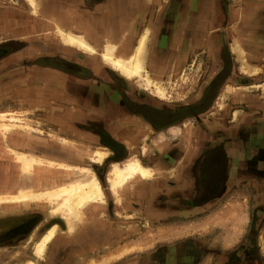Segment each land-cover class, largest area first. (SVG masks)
Listing matches in <instances>:
<instances>
[{"label":"rangeland","instance_id":"374dc122","mask_svg":"<svg viewBox=\"0 0 264 264\" xmlns=\"http://www.w3.org/2000/svg\"><path fill=\"white\" fill-rule=\"evenodd\" d=\"M37 2L40 3V0H36V8L38 7ZM211 2L229 9L227 13L224 11L225 13L220 12L218 14L219 16L221 14L223 18L224 14H227L228 20L225 17L221 19L222 23L219 21L203 25V30L207 33L205 38H202L203 42L201 44L196 43L193 45V43H190L185 45L179 42L170 44L168 54L165 53L163 59L159 60L162 63V65L160 64V70L153 71L154 68L147 63V68L158 80H162V86L166 89L167 96L165 95L164 98L160 99L150 89H146L139 78L128 79L122 76L109 64L105 63L99 55H96L98 62L94 65L89 61L87 54L78 48H65L66 46L62 41L54 35L55 23L40 12L38 14L34 12L28 0H0V49H3V54L0 55V87L9 83L24 86L30 78L32 79L31 82L34 81V83H51L50 79L39 78L33 80L34 73L42 72L43 74L49 73L62 77L64 79L62 83L54 82L58 85V88L64 84H74L81 89L79 90L81 94L88 95L89 99L87 100L89 102L87 104L95 106V108H91L89 105L86 111L91 119H95L92 112L96 111L98 107L105 105L110 108L109 102L120 104L125 109V113L121 118L115 113L107 116L115 123L114 132L107 129L105 131L107 135L115 137L121 142L122 154L126 152V157L132 158L135 155H140L144 164H151L155 167V175L150 176L149 180L156 181L162 178L176 180L179 178L178 174H180L177 169H186L188 163L194 158L185 156L189 150L195 151L197 155V151H204V149L214 145L222 144L224 147L228 142L230 146L239 145L241 148L245 144V148H248L249 143L252 142L248 139V136L243 139L244 141L241 139L236 141L235 138L234 141L231 139L227 141L225 137L228 135L233 137L236 133L242 132L243 125L245 127L243 129L244 134L248 131L249 133L259 132L258 130L264 132V128L262 129L264 118H258L260 111L261 114L264 112V108L257 106V102L264 99V89L261 86L264 83V52L260 53L264 47V0H185L186 5L209 4ZM189 13L187 12V15ZM259 14L261 17H259ZM253 18L260 19L261 25L259 27L251 26ZM214 25L217 27H213ZM186 26H189L190 31L193 32L192 22H188ZM211 33L219 34L216 39L214 38V43H211ZM220 35H225L223 44H221ZM234 36L240 38L244 55L249 64L258 69L256 73L249 72V64L245 66L242 64L234 45ZM259 40L262 43H258ZM211 46H213V49H211ZM211 50L213 52L217 51L218 54L221 51V57H218L217 60L211 59L209 55V52H212ZM12 51L15 53L11 54ZM11 60H14V62ZM8 61H10V64ZM27 94L22 92V95ZM5 95L4 97L0 92V113L11 112L10 114L22 118L17 123L39 128L42 130L41 133L51 131L47 124L40 120L44 107L27 109L31 106L28 104L29 102L24 103V100L20 101L22 98L17 96L10 100L7 97L8 93H5ZM64 103L68 102L65 101ZM74 103L76 104V102ZM69 105L71 104L69 103ZM2 119L5 120V118L0 117V121ZM138 121L140 122L137 123ZM94 125L96 126V123ZM23 127H14L15 129L12 131H34ZM173 127L177 128L178 131H171ZM93 130H96V128H93ZM89 134L93 137V134ZM47 136L51 139H57L56 141L60 145L77 146L76 149L80 150L82 154H79L78 163L75 161L71 164L89 167L97 174L98 178V173L104 174L107 172L109 162L113 160L109 157V150L107 151L108 155L101 162H94L90 159L94 150L104 149L100 139L96 136L93 139L84 138L76 141L65 139L67 137L61 134L57 135L58 138L53 135ZM6 140L7 133L4 134L0 130V142L3 146L5 145V148H7ZM142 142L149 147L146 151L141 149ZM259 143L261 144L260 141ZM57 149V157L53 160L69 164L66 160L67 156L71 155V150L68 151L65 147ZM28 153L40 157L37 154ZM15 158L16 156H13L10 160L0 155V189L3 188V177L9 169L7 167L8 162L14 161ZM71 164L69 165L73 166ZM53 168L59 171L57 174L66 175V179L63 178L64 181L74 179L75 173L71 167V169L58 166ZM19 174L21 184L24 180L26 181V189H19L15 193L20 190L24 192L32 191V188H30L31 173L21 169ZM106 174V183L102 184L108 186L106 188L108 195L111 190ZM23 176H25V179ZM140 179L144 178L137 177L127 183L124 189H120L118 201L117 197L111 194L113 201H115L111 209L115 212V221L112 225L119 229V236L113 239L112 242L122 239L123 247L121 250L118 248L119 251L116 252H112V250L105 252L102 248L100 251L96 250L90 253L81 250L83 227L95 224L96 220L92 222L91 217L96 214L99 207L103 208L108 205L107 203L88 206L84 210L87 213H83L79 219L74 220L72 229H69L66 218L55 209L56 202L41 200L37 203L27 204L25 210L30 211L35 207L41 212L43 219L38 225V229L49 223L53 217L58 218L59 221L56 223L57 229L52 237L53 240L49 241L50 243L47 244V248L40 257L35 256L33 250L35 241L40 237L39 234L31 235L28 240L22 239L19 243H15V247L10 245L11 249L0 245V264H26L29 259H34L36 264H105L112 263L113 259L121 257L120 255L123 256L122 260L130 258L133 253L131 249L134 248L129 245L132 238L142 239L141 233H145L146 230L151 234L154 232L153 220L131 218L133 214L130 215L129 203L126 202L125 194L128 192V188ZM63 180L62 182H64ZM39 182L43 181L39 180ZM51 183L53 185L58 184L55 181ZM6 193L11 194L12 192L0 191V194ZM6 205L7 203L0 204V215ZM239 207L243 209L245 203H239ZM23 208L24 205H22L21 210ZM102 208L99 213L100 216L101 213L105 214ZM214 210L217 216L212 222H215L217 226L212 231V237H215L216 240L213 239L212 241L221 248L233 245L242 237L245 222L237 219L234 215L230 216V212L233 210V206L230 204L221 203ZM90 212L92 213L90 214ZM205 222L209 223L210 221ZM186 225L189 228L191 227L189 224ZM120 231L122 236H120ZM34 232L37 233L38 230ZM2 235L3 231L0 230V243L5 240ZM207 235L208 237L202 236V238L209 244L210 235ZM149 237L153 238V235ZM156 237L154 235L153 243ZM59 241L64 244L58 246V249H63H55L56 252L52 253L51 256V249L56 245L55 242Z\"/></svg>","mask_w":264,"mask_h":264},{"label":"crops","instance_id":"0c3cea01","mask_svg":"<svg viewBox=\"0 0 264 264\" xmlns=\"http://www.w3.org/2000/svg\"><path fill=\"white\" fill-rule=\"evenodd\" d=\"M177 1H181V3L177 6H171L169 0H40V3L37 2V11L34 12H37V14L40 12L46 18H50L55 23V28L57 25H61L74 31H82L81 33L96 47L97 53L101 52L105 43L110 41L116 44L117 54L127 55L135 49L141 35L148 28L144 49L146 67L148 63L154 68L153 71H158L161 69L160 64L162 65L159 60L163 59L165 53L168 54L170 44H175V42L184 43L185 45L190 43H193V45L196 43L201 44L203 42L202 38H205L207 33L203 30V25L219 22L223 18L221 14L218 15L221 12L218 4L211 2L209 4L186 5L185 0ZM228 10L225 8L226 13ZM187 12L190 13L187 15ZM208 13L210 14L208 15ZM174 17L175 20H173ZM259 17H261L260 14ZM226 19L228 20V15H226ZM252 20L253 27L261 25L260 19L253 18ZM188 22H192L193 32L190 31L189 26H186ZM213 27L217 26L214 25ZM210 37L211 43H214L216 35L211 33ZM64 46L67 49L74 48L68 47L66 44ZM211 49H213V46H211ZM82 52L87 54L86 56L92 64L95 65L98 62L96 55L100 53ZM262 52H264V47L260 53ZM13 53L15 52L12 51L11 54ZM209 55L211 59L217 60L219 57L215 51L209 52ZM11 61L14 62V60ZM8 63L10 64V61ZM149 72L154 76L150 70ZM39 78L50 79L51 83H34V81L31 82L32 79L30 78L28 81L31 83L26 82L24 86L9 83L0 87V92L4 97L6 96L5 93H8L7 97L10 100L17 96L22 98L20 101L29 102L28 104L31 106L27 109L44 107L40 120L47 124L52 132L11 131L7 133L6 146L8 151L4 147L5 145L3 146L0 142V155L11 160L15 155L9 152V147H13L17 150L37 154L46 160H53L57 157V148L65 147L66 150H71V155L67 156V163L71 164L75 161L78 163L79 154L82 153L76 149L77 146L60 145L57 143V139H51L47 135L57 137L61 134L67 137L65 139L74 141L84 138L93 139L94 136L100 139L91 124L96 123L95 128L101 127L104 131L108 129L110 132H114L115 123L107 116L115 113L121 118L125 113V109L120 104L109 102L110 108L105 105L98 107L96 111L92 112L95 119H91L86 111L89 105L91 108H95V106L87 104L89 97L86 94H81L79 87L74 84L63 83L64 85L58 88L56 83H62L64 79L49 73H34L33 80ZM155 78L162 85V80ZM22 92L28 94L22 95ZM65 101L68 103H64ZM257 106L264 108V99L258 101ZM259 117L264 118V112L261 114L260 111ZM34 120L36 121V119ZM173 129H176V131H173ZM243 129H245L244 125L242 132L236 133L233 137L228 135L225 137L226 140L231 139L234 141L235 138L236 141L240 139L244 141L243 139L248 136V139L252 142L249 143L248 148H245V144L241 148L239 145L230 146L229 142L224 145L223 150L228 159V167L224 180L216 187V192L212 196L198 200L193 196L196 192L191 173V162L193 160L188 163L186 169H177L180 174H178L179 178L176 180L162 178L161 180L151 181L146 178L138 180L129 187L125 198L126 202L129 203V213L131 216L133 214L131 218L153 220L154 232L151 234L146 230L145 233H141L142 239L132 238L129 245L134 248L131 249L133 253L130 258L122 260L123 256L120 255L121 257L113 259L112 263L105 264H229L230 258L238 249H240L239 254L232 258L231 262L233 264H259V258L264 257V132L258 130L259 132L255 131L256 133H249L248 131L244 134ZM171 131L177 132L178 130L173 127ZM89 133L93 134V137ZM216 146L214 147L217 148ZM194 152L189 150L185 156L195 158L196 152ZM198 153L201 154L200 151H197ZM16 160L15 158L16 163L14 161L8 162L7 167L9 169L6 171L7 174L4 175L2 182L5 185L3 184L0 191L15 193L19 189H26V181L22 180L23 184H21V180H19L21 169ZM112 161L117 160H110L109 164ZM71 165L80 166L78 164ZM46 166L48 165L36 166L32 170L30 188L33 191L51 187L53 186L51 182L56 181L57 178V181H62L66 176H61L57 174L59 172L57 169ZM105 173L99 175V178L105 194V202L102 204L107 203L108 205L103 208L99 207L96 212L97 216L93 214L91 220L92 222L96 220L95 224L87 225L88 227L82 229L81 250L85 253L86 251L88 253L96 250L100 251L102 248L105 252L111 250L116 252L118 248L121 250L123 247L122 239L112 242L113 239L119 236V229L112 225L115 221V212L111 209L115 201L112 199V192H108L107 195L106 188L108 186L102 184L106 183ZM23 177L25 179V176ZM39 180L43 182H39ZM114 196L116 195L114 194ZM31 203L37 202L7 203L8 205L4 206L0 215V230L3 231L2 238L5 239L0 243L2 247L11 249L10 245L15 247V243H19L22 239L28 240L33 234L41 236L50 225L58 223V218L53 217L49 223L38 229L37 227L43 217L35 207L30 211L25 210L26 205ZM221 203L233 206L230 216L234 215L237 219L245 222L242 237L233 245L223 246V248L218 247L217 243L212 241L215 239V237H212V231L217 226L215 222H212L217 216L214 208H217ZM239 203H245V207L241 209ZM15 205H18L20 209ZM22 205H24L23 210H21ZM101 208L105 214L101 213L100 216ZM186 224L191 225V227H187ZM35 230H38V232H34ZM207 234L210 235L209 244L202 238V236L208 237ZM150 235H153V238L154 235L157 236L154 243L153 238L149 237ZM120 236H122L121 231ZM66 245L68 246V243ZM58 246L61 245L56 243L53 246L51 256L52 253L56 252L55 249H58ZM185 253L198 254L197 258L191 262L187 260Z\"/></svg>","mask_w":264,"mask_h":264},{"label":"bare ground","instance_id":"6f19581e","mask_svg":"<svg viewBox=\"0 0 264 264\" xmlns=\"http://www.w3.org/2000/svg\"><path fill=\"white\" fill-rule=\"evenodd\" d=\"M28 1L29 4L32 6L33 11H35L37 9L35 5L36 0H28ZM81 32L74 31L69 27H63L61 25H57L55 28L54 35L57 38H59L62 41V43L68 45L69 47H74V48L76 47L90 54H96L97 53L96 47L93 44H91V42L88 41L87 37ZM147 33H148V28L145 29V32L141 35L137 46L131 53L129 54L127 53V55L117 54L116 44L114 42L108 41L103 46L102 51L99 52L100 53L99 57L105 63H108L112 67L117 69L122 75H124V77L128 79L139 78L142 81V83L145 85L146 89H150L155 94V96L162 99L166 95V89L155 80L154 76L149 72V70L146 67L144 49L147 40ZM233 40H234V45L236 46V51L240 56L242 64L244 66L246 64H249L246 56L244 55V50H243L244 48H242L240 38L234 36ZM1 54H3V52ZM248 70L251 73H256L258 69L257 67H254L249 64ZM261 86L264 89V83ZM10 113L11 112L8 111L0 113V117L5 118V120L2 119L0 121V130L4 134L11 132L17 126H22V127L24 126L22 124L17 123L22 119L21 117H17ZM23 128H28L37 132H42L41 129L32 128L29 125H25ZM173 131H176V129H173ZM147 148H149L148 145L142 142L141 143L142 151H146ZM9 152L12 155L16 156L17 159L16 161L20 164L21 169L28 173H31L36 166L48 165L50 167L58 166L63 168L65 167L68 169L72 168L75 174H74V179H69L66 181L63 180L64 182L57 181L58 179L57 178L55 181L56 184L58 183L57 185L54 184L53 186L43 190H39V191L32 190L29 192H24L23 190H20L18 193L0 194V204L26 203L30 201L39 202L41 200L43 201L48 200L49 202L55 201L56 202L55 209L58 210V212L66 218L68 228L72 229L73 227L72 222L74 220L79 219L81 215L85 213L84 210L88 206L92 204L95 205L98 203L102 204L105 202V194L101 186V182L97 174L93 172L89 167H81L76 165L70 166L69 164H64L53 160H46L38 156L31 155L28 152L22 150H15L10 147H9ZM106 155H107L106 149H97L94 150V153L90 157V159L94 162H101ZM155 172H156L155 167H153L151 164H144L141 161L140 155H135L132 158L125 157L122 158L121 160L112 161L109 164V167L107 168L106 177L111 192L115 194L118 199L119 190L124 189L127 183L133 181L137 177L138 178L141 177L144 179L149 178L150 176L153 177L155 175ZM56 229H57V224L53 223L35 241L33 245L35 256L40 257L43 255V252L46 249L49 241L54 236ZM26 264H36V262L34 259H29L26 262Z\"/></svg>","mask_w":264,"mask_h":264},{"label":"flooded vegetation","instance_id":"af4514ba","mask_svg":"<svg viewBox=\"0 0 264 264\" xmlns=\"http://www.w3.org/2000/svg\"><path fill=\"white\" fill-rule=\"evenodd\" d=\"M169 3L171 4V6L172 5L177 6L178 4L181 3V1L169 0ZM220 8H221V12L225 13L224 12L225 8L222 6H220ZM175 14H178V13H175ZM224 15H225L224 16V18H225L227 14H224ZM173 20H175V17ZM220 21L222 23V20H220ZM251 26H252V23H251ZM226 30H227V27H226ZM215 35L217 37L219 36L218 33ZM220 37L222 39L221 44H223V39H224L225 35H220ZM258 43H261V42H258ZM2 52H3V49H0V54ZM217 55L219 57H221V55H222L221 51L219 54L217 53ZM92 127L95 128V126H93V125H92ZM95 132L98 133L100 141L103 144V148L107 149V151L108 150L110 151V155H109V157H111L110 159L119 160V159H122L126 155V152H124V154H122V152H123L122 151V145H121V142L117 138L110 137V135H107V133L101 127H96ZM214 146L208 147L207 149H204V151H200L201 154L198 153L196 155V157L193 159V162L191 165L192 166L191 167V173L193 175V180H194V183L196 186V192L193 195V196H195L196 200L204 199V198H207L208 196H212L216 192V187L218 185H220V183L224 180L225 172H226V169L228 167V159H227V156L223 150L222 144L217 145L216 146L217 148H215ZM213 147H214V149H213ZM101 174L102 173H100V172L98 173V175H101ZM56 243H58L59 245L64 244L61 241L55 242V244ZM247 244H248V242H247ZM239 251H240V249L235 251L234 255L230 258L231 260H230L229 264H233V262H231L232 258L235 255L239 254ZM197 254L198 253H195L194 255H192L191 253H185L187 260H189L191 262L197 258ZM259 259H260V261H258V263L264 264V257L263 258L260 257Z\"/></svg>","mask_w":264,"mask_h":264}]
</instances>
